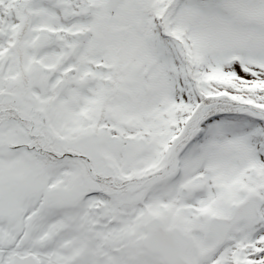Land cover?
I'll use <instances>...</instances> for the list:
<instances>
[{
	"label": "snow or ice",
	"instance_id": "1",
	"mask_svg": "<svg viewBox=\"0 0 264 264\" xmlns=\"http://www.w3.org/2000/svg\"><path fill=\"white\" fill-rule=\"evenodd\" d=\"M0 264H264V0H0Z\"/></svg>",
	"mask_w": 264,
	"mask_h": 264
}]
</instances>
